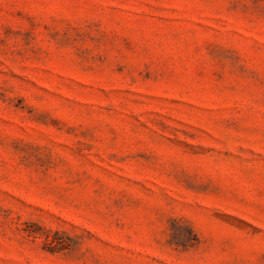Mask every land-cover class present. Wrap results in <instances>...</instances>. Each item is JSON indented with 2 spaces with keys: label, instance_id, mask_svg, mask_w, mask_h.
<instances>
[{
  "label": "rangeland",
  "instance_id": "1",
  "mask_svg": "<svg viewBox=\"0 0 264 264\" xmlns=\"http://www.w3.org/2000/svg\"><path fill=\"white\" fill-rule=\"evenodd\" d=\"M0 264H264V0H0Z\"/></svg>",
  "mask_w": 264,
  "mask_h": 264
}]
</instances>
